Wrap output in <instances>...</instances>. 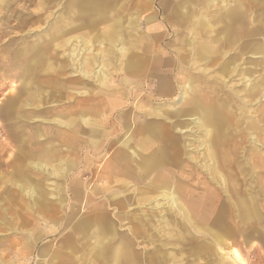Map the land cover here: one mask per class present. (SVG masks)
I'll return each mask as SVG.
<instances>
[{"label":"rangeland","instance_id":"rangeland-1","mask_svg":"<svg viewBox=\"0 0 264 264\" xmlns=\"http://www.w3.org/2000/svg\"><path fill=\"white\" fill-rule=\"evenodd\" d=\"M105 1L108 11L113 12L111 20L120 18L124 37L128 40L130 30L138 38L137 48L122 53L118 50L120 43L112 48L104 41L107 21L88 18L93 15L88 8L90 0H0V103L11 102L6 104L10 106L8 109L0 106V131L4 137L0 144V264H264V208L259 211L263 224L246 229L250 234L246 242L232 240L229 247L215 244L209 249L205 247L204 234H197V219L183 221L174 207L160 197L155 198L158 192L150 188L155 172L167 166L183 189L180 203L185 209L194 203L197 194L194 187L197 153L202 150L197 149V140L194 142L190 137L194 133L193 137L197 138V127L192 129L194 117L175 116V110L182 111L185 107L178 103L180 85L193 80V91L186 93L191 98L197 94V82L202 83L197 67L188 63L185 68L192 78L184 74L181 83L177 80L173 83L169 78L166 86L171 90L164 89V85L159 87V98L155 92L163 71L174 78L179 68L175 63L179 53L190 62L194 60L197 35L192 31L201 32L190 24L195 16L164 18L162 0ZM240 1L241 4L239 0H230L225 6L214 0L205 7L204 0H185L181 5L192 15L197 12L206 15L209 29L222 20L225 15L221 12L226 7L229 13L240 10L241 14L233 15L240 17L234 20H244L248 27L257 26L260 34L256 38L239 36L228 43L230 47L221 65L230 60L241 66L255 65L256 73L264 75L262 58L248 55L252 43L256 39L261 42L264 36V0L258 6L253 0V3ZM137 16L138 26L132 30L128 20ZM64 36L73 37L74 45L85 41L90 54L110 51L109 63L100 77L94 72L98 68L95 65L84 75L77 69L80 57L73 54L74 65L70 64L66 54L63 55L66 50L54 48ZM52 37L57 40L50 41ZM44 43L48 44L47 48L40 52ZM238 48L244 51L236 55ZM34 57L35 63L30 62ZM126 59L132 68L123 66ZM166 64L167 67L162 66ZM151 66L159 74L149 71L146 74ZM218 70L215 67L211 73ZM121 75H130L129 83L136 86L146 85L140 88L143 91L140 100L150 102L143 109L167 113L136 112L130 105L126 107L129 115L127 111L112 112L113 107L103 99L112 91L107 90L111 81L117 80L115 77L120 79ZM83 89L86 93L81 92ZM129 89L128 85L124 89V101L125 96L129 98ZM161 93L171 99H161ZM66 94L73 99L66 101ZM83 107L85 115L77 116ZM68 111L74 115L67 117ZM107 116L111 129L119 117L123 121L134 118L139 123L143 117L148 118L146 122H155V118L167 120L162 133L168 135V142H161L159 137L150 138L149 151L161 149L165 144L168 148L173 141L182 146L184 154L173 164L160 161L161 166L155 165L152 172L148 171L152 173L151 179L135 180L147 174L142 169L144 154H137L135 159L141 163V172L136 168L133 171L130 163L135 160L128 155L126 147L131 143H126L129 134L126 130H122L126 133L112 130L109 144L102 145ZM176 123L193 132L188 129L180 134L171 127ZM66 129L73 130V134L68 135ZM251 137L247 136L245 142L249 148L253 143ZM184 142L190 145L185 148ZM256 144L259 145L256 151L264 152V144L258 141ZM115 145L123 150L125 158L122 170L117 173L122 179L111 175L118 183H111L110 189L104 179V167ZM36 162L43 163L44 168L34 167ZM21 184L29 185V189L35 185L39 193L32 199L21 190ZM233 249L239 252L242 261L236 260Z\"/></svg>","mask_w":264,"mask_h":264},{"label":"bare ground","instance_id":"bare-ground-1","mask_svg":"<svg viewBox=\"0 0 264 264\" xmlns=\"http://www.w3.org/2000/svg\"><path fill=\"white\" fill-rule=\"evenodd\" d=\"M183 1L185 0H163L161 8L164 18L171 17L169 15L198 16L194 17L190 24H192L193 29L201 30L199 34L192 31L195 36L197 35L195 57H192L194 60L190 62L182 53H179L175 60L176 66H179V68L174 78L170 77L173 83L174 80L180 83L183 82L185 79L184 74L189 72L185 65L188 66L189 63L190 66L197 67V72L202 78V83L201 81L197 82V86L199 85L197 94L191 95V98L187 97L186 93L188 94V91L192 90L191 81L193 80L189 79L187 83L180 85L181 97L178 103L183 104L185 107L182 111L175 110L176 118L181 117L182 114L185 115L184 117H194L193 120L195 121L192 122V129L197 127V138L193 137L194 133L190 136L194 142L197 140V149L202 150V152L197 153V184L194 185V187H197V194L195 195L194 203L185 209L180 203L183 189H181L179 181L174 178L167 166L160 167L155 172L150 188L152 192H158L154 197H160V199L166 200L167 203L169 202V206L174 207V210L182 217L183 221L191 222L192 218L197 219V225L195 224L197 226V234H204L205 247L207 246L210 249L215 244L229 247L232 240L243 244L248 238L246 229L251 225L263 224L259 211L264 208V203L262 202L264 199H261V197H264V152L256 151L257 146H259L256 142L264 144V102H261V100H264V75L256 73L255 65L247 64L241 66L238 63L233 64V60L223 65L221 64L224 62L222 59L225 58L227 49L230 47L227 45L228 43L233 42L239 36L251 38L256 35L259 36L258 34L260 33L257 26L248 27L244 20L235 21L234 19L240 16L233 15H239L241 11L229 13L228 7L221 12L225 16L222 17V20H219L217 26L214 29L211 26V29H209L208 26L210 25L206 20L207 18H204L206 15H202L201 12H197L196 15L190 14L185 6L182 7L181 3ZM213 1L204 0V6H209ZM253 1L256 6L262 4V0ZM220 2L225 3L224 5L227 6L230 0H220ZM250 2L252 1L250 0ZM239 3L241 4L240 0ZM107 6L108 3L105 0H90L88 8L93 15L88 16V18L107 21L103 33L104 41L111 45L112 48L116 47V43H120L118 47L120 52L125 53L127 49L133 50L139 44L138 38L135 37V34L132 35L130 30L128 40L124 37L122 33L123 24L120 18L116 21L111 20L113 12H109ZM137 20L138 16L128 20L127 25H130V29L137 28ZM247 22L248 24L250 23V21ZM219 27L222 29L216 30ZM67 36H64L63 40H59V43L57 42L56 45H53L54 48H64L66 53H63V55L66 54L70 64L73 63L74 65L75 58L73 54L76 57H80V67L77 69L84 75L89 70L91 71L92 66L94 67L95 65L98 68L94 72L100 77L104 67L109 63L110 51H103L101 55H97V53L90 54L91 49L84 46L85 41H81L79 45H74L72 44L73 37ZM53 39L57 40L56 37H52L50 41ZM256 40L257 42L252 43L251 52L248 55L250 58L260 56L262 58L261 63L264 64V36L262 43L259 42V39ZM47 45V43L42 44L39 51L45 50ZM243 51L244 49L238 48L236 55ZM34 61L35 57L30 62ZM250 63L253 64L255 62L250 61ZM123 66L125 69L132 68L131 62L129 63L127 59L124 61ZM215 67L219 68V70L211 73ZM149 72L151 73L152 71ZM188 77L192 78L189 74ZM164 86V89L168 88L166 85ZM83 90L81 92L86 93V89ZM166 90H171V88ZM9 103H11L10 100H3L0 106L8 109L10 106L6 104ZM106 104L108 106L111 105L109 103ZM106 111H108V107ZM81 118L86 122L84 116ZM109 119L110 116L104 118L106 130L105 134H103L105 138L102 140V145L109 144V132H112V130L115 133H119L122 130L128 131L126 143L131 141L133 132L137 133V130L141 137V139H138L141 142L149 138L156 139L157 137L160 138L161 142H168L169 140L168 135H163L162 133L168 121L162 118H155L153 120L155 122H146L148 118L143 117V122L139 123L134 118L132 121H123L119 117L114 123V129L110 128ZM261 122L263 125H260ZM171 127L179 131L180 134L185 133L188 129L193 132L191 128L184 127L180 123L171 124ZM167 130L170 132V129ZM247 136H252L251 141L253 143L250 148L245 145ZM172 143L173 145H169L168 148H166L167 144H165L161 149H150V155L142 156L141 162L144 173L154 170L155 165L161 166L159 164L160 161H165L169 164L178 162L184 151L178 143L173 141ZM189 145V142H184L185 148ZM108 148L109 146L107 145L106 149ZM46 154L47 156L49 155V153L43 155L46 156ZM123 154V150L118 145H115L107 157L104 167V179L110 189L111 183H114V185L118 183L117 179H111V175H117L119 172ZM33 166L44 168L41 162H36ZM27 186L21 184V190L34 199L35 194L39 193V189L35 185L30 189L29 185ZM113 189H115V186ZM107 231L109 230L107 229ZM232 253L236 260L242 261L236 249H233Z\"/></svg>","mask_w":264,"mask_h":264},{"label":"crops","instance_id":"crops-1","mask_svg":"<svg viewBox=\"0 0 264 264\" xmlns=\"http://www.w3.org/2000/svg\"><path fill=\"white\" fill-rule=\"evenodd\" d=\"M163 1V0H162ZM162 3V2H161ZM156 36H157V34H155ZM162 66H165V67H167L168 65L166 64V65H162ZM155 67H157V66H155ZM154 67V68H155ZM160 67V66H159ZM151 69H153V66H151V67H148V69H147V72H146V74L148 73V71H152V72H155V69L154 70H151ZM167 72L168 71H165V73L164 74H161V76L159 77V79H158V82H157V85L155 86V92H156V95H157V93H158V88L159 87H163V85H168L169 84V78L171 77V76H167L168 74H167ZM156 74H159V71L157 70L156 72H155ZM129 77H131L130 75H127V76H122L121 75V78L120 79H118L117 77H115V79H117V80H114V82H113V80L111 81V84L108 86V88H107V90L108 91H110L111 89H112V91L111 92H108V95H107V99L106 98H104L103 99V101L105 102V101H107L106 103H109V104H111V106L113 107V110H112V112L113 111H115V110H118L119 111V113H126V112H124V111H127V113L126 114H128L129 115V111L130 110H127L128 108H126V107H128L129 105L130 106H133L134 108H135V111L137 112H140V111H150V112H156V113H165L166 111H164V110H162V111H160V110H157V109H153V110H146V109H143V105H145V104H148L147 102H150V101H146L145 99L143 100V101H141L140 100V98L142 97L141 96V94L143 93V91L142 90H140V88L141 89H143V88H145L146 87V85L143 87V86H141V85H138V86H136L135 84H133V83H129V82H131V78H129ZM146 83V82H145ZM131 84H133V85H131ZM128 85V87L129 88H131V89H129V91H128V95H129V98H127L126 96H125V98H126V100L124 101V99H123V96L122 95H124L123 93H125V91H124V89H125V87ZM131 85V86H130ZM131 95V96H130ZM162 97H161V99H163V100H168V99H171V98H168V97H166L165 95H163L162 93L160 94ZM145 97V96H144ZM157 97L159 98V96L157 95ZM146 98V97H145ZM71 99H73V97L72 96H70V95H68V94H66V96H65V100L66 101H68V100H71ZM76 99H78V100H81V99H83V98H76ZM138 99H139V101H138ZM115 101V103H113ZM69 102V101H68ZM95 103V102H94ZM134 103V104H133ZM136 103V104H135ZM68 104V103H67ZM141 104V105H140ZM81 105V104H80ZM81 106H83V105H81ZM102 107L103 106H101V108H100V110L102 109ZM66 108L68 109V108H70L68 105L66 106ZM85 110V107H83L82 109H80V110H78L77 112V116H80V115H85V112L82 114V112ZM97 109H95V111H96ZM112 112H110V113H112ZM100 113H102V112H98V113H96V114H100ZM167 113V112H166ZM74 114L73 113H70L69 111L67 112V117H69V116H73ZM70 131V132H69ZM122 132H124V133H126V131H122ZM121 132V133H122ZM66 133L68 134V135H70V134H73V130H69V129H66ZM67 135V136H68ZM115 138H117V137H115ZM138 138H140L141 139V137H140V134H139V131L137 130V133H135V132H133V135H132V138H131V141L129 142V143H131V144H129V147H126L127 148V151H128V155L129 156H131L132 158L131 159H137V154H144V156H147V155H150V151H149V145H150V138L149 139H146V140H143V142H141V141H139V139ZM143 147H145V149H144V152H143ZM116 148V147H115ZM125 148V149H126ZM143 156V157H144ZM121 158H122V160H121V167H120V169L119 170H122V168H123V163H124V161H123V159L125 158V155L123 154L122 156H121ZM130 158V157H129ZM136 161L137 160H135V161H133V162H131L130 164L132 165V167H131V169L133 170V171H135L136 169H138V172H141V163L139 162V161H137V163H136ZM136 168V169H135ZM152 172V171H151ZM151 174L152 173H148L147 172V174H144V176H142L141 177V175H139V177H138V179H135V180H139V179H143V180H149V179H151ZM115 178H118V179H122V177L121 176H117V177H115ZM96 226V225H95ZM260 227V226H259ZM250 236V234H249V232H248V237Z\"/></svg>","mask_w":264,"mask_h":264},{"label":"built area","instance_id":"built-area-1","mask_svg":"<svg viewBox=\"0 0 264 264\" xmlns=\"http://www.w3.org/2000/svg\"><path fill=\"white\" fill-rule=\"evenodd\" d=\"M3 135H2V133H1V131H0V144H1V142L3 141Z\"/></svg>","mask_w":264,"mask_h":264}]
</instances>
